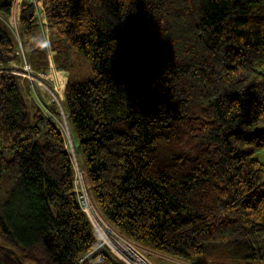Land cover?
<instances>
[{
	"label": "trees",
	"instance_id": "obj_1",
	"mask_svg": "<svg viewBox=\"0 0 264 264\" xmlns=\"http://www.w3.org/2000/svg\"><path fill=\"white\" fill-rule=\"evenodd\" d=\"M17 1L0 0L15 24ZM42 3L56 66L72 49L90 69L62 91L104 219L190 264H264V0ZM19 28L43 71L27 0ZM15 52L0 22V63ZM75 179L59 127L0 71V264H127L100 245Z\"/></svg>",
	"mask_w": 264,
	"mask_h": 264
},
{
	"label": "rangeland",
	"instance_id": "obj_2",
	"mask_svg": "<svg viewBox=\"0 0 264 264\" xmlns=\"http://www.w3.org/2000/svg\"><path fill=\"white\" fill-rule=\"evenodd\" d=\"M23 1L24 0L17 1L18 10L16 12V18H17L16 24L11 19L12 10H11V14L7 17L0 15V22L5 26V28L11 34V37L14 39L16 43L15 56L9 58L7 61L4 62V64L0 63V71L14 72L13 74H16L18 76V81L21 86V91L23 93L26 102L29 104L30 108L32 109V105H35L38 108H40L45 114L47 113L48 117L59 127L60 131L62 132V135L66 143V147L73 162V169L77 181V188L79 190V194L83 196L82 207L86 211L87 215L90 217L93 226L96 228V232L101 241L100 245L107 247L115 254L114 247L111 246L114 249L113 250L108 245L109 243L106 242L101 232L97 228V225L91 216L90 213L91 209L89 207H91L93 211L97 210V212L101 215L102 219L104 220V223H106V227L110 233H112L114 236H119V238L121 237L122 240L130 243L133 247H135L143 255V258L145 259L146 262L150 264H168V263L174 264L175 262H177L174 260H178L183 263L190 264L180 259L163 255L157 251L149 250L146 247H141L139 245L129 242L125 237L121 236V234L117 232L104 219V217L100 213L98 207L94 202L88 184L85 180L83 159L80 153L78 152L74 131L69 124V120L66 111L64 109V94L62 91V85L67 81L70 74H73L76 81H80L91 77L90 69L88 67V64L72 49L69 50V56H70L69 62L71 65L70 70L62 69L56 66L55 57L58 54L59 48H64V46H63V42L59 41L57 37L51 35L50 30L47 27V23H45V19H46L45 12L44 14H41L39 16V19L37 18V23L39 24L41 37L46 50L47 66L43 71H37L34 68L32 62V56L28 52L27 47L25 46L21 38L20 28H19L20 6ZM27 1L32 2V0H27ZM33 1L38 2L37 7L41 5L42 7L39 8H42V10L44 11L42 0H33ZM33 5L35 6V4ZM12 9H13V4H12ZM19 38L21 41V45L18 40ZM54 43L58 45L56 46ZM60 58L61 59L63 58L62 54L60 55ZM25 60L30 64V67L32 69V78H28V76L26 75L27 73L24 72L23 66ZM51 104H53L54 108L51 107ZM74 151L78 155V161H79L78 163L75 159ZM254 157L264 164V150L255 153Z\"/></svg>",
	"mask_w": 264,
	"mask_h": 264
},
{
	"label": "built area",
	"instance_id": "obj_3",
	"mask_svg": "<svg viewBox=\"0 0 264 264\" xmlns=\"http://www.w3.org/2000/svg\"><path fill=\"white\" fill-rule=\"evenodd\" d=\"M32 3L33 4H35V12H36V16H37V18L39 19V16L41 15V14H44V11L42 10V8H39V7H42L41 5L40 6H38L37 7V4H38V2H35V1H33L32 0ZM40 4V3H39ZM45 23H46V19H45ZM19 40V43H20V45H21V41H20V38L18 39ZM46 42V41H45ZM47 45V44H46ZM48 46V45H47ZM23 69H24V72L25 73H27L26 75L28 76V78H32V69H31V67H30V64L25 60L24 61V66H23ZM7 72H11V71H7ZM11 73H14V72H11ZM58 103H59V101H58ZM46 115L48 116V114L46 113ZM75 184H76V189H77V192H78V199H79V203H80V205L82 206V199H83V196H81L80 194H79V190H78V188H77V181H76V179H75ZM83 208V207H82ZM84 210V209H83ZM85 211V210H84ZM86 212V211H85ZM90 218V217H89ZM91 220V219H90ZM92 222V221H91ZM95 228V227H94ZM95 231H96V228H95ZM128 240V239H127ZM129 242H131L130 240H128ZM131 243H133V244H135L134 242H131ZM101 244V243H100ZM108 244V243H107ZM129 244V248L132 250V252L134 253L130 258L129 257H127L126 255H123V254H121V253H119V252H117V251H115L112 247H111V245L110 244H108L113 250H114V252H115V254H116V256L117 257H119L120 259H122L124 262H126L127 264H139V263H137V261H139V260H141L142 261V263H140V264H150V263H148V262H146L145 261V259L143 258V255L135 248V247H133L130 243H128ZM137 245V244H136ZM174 261H177V262H175L174 264H186V263H183V262H181V261H178V260H174ZM183 261V260H182ZM180 262V263H179ZM168 264H171V263H168Z\"/></svg>",
	"mask_w": 264,
	"mask_h": 264
},
{
	"label": "bare ground",
	"instance_id": "obj_4",
	"mask_svg": "<svg viewBox=\"0 0 264 264\" xmlns=\"http://www.w3.org/2000/svg\"><path fill=\"white\" fill-rule=\"evenodd\" d=\"M74 155H75V159H76V161L78 163L79 162L78 161V155H77V153L75 151H74ZM89 208L91 209V211H90L91 216H92L94 222L96 223L97 228L99 229V231L101 232L102 236L106 240V242H108L112 247H114V249L117 250L119 253H121L123 255H126L127 257L130 258L134 253L129 248L128 242L122 240L121 237L119 238V236H114L112 233H110L108 231L107 227H106V223H104V220L102 219L101 215L97 212V210L93 211V209L91 207H89ZM139 262L142 263L141 260L137 261V263H139Z\"/></svg>",
	"mask_w": 264,
	"mask_h": 264
},
{
	"label": "water",
	"instance_id": "obj_5",
	"mask_svg": "<svg viewBox=\"0 0 264 264\" xmlns=\"http://www.w3.org/2000/svg\"><path fill=\"white\" fill-rule=\"evenodd\" d=\"M254 131H255L256 133H264V128H263V127H255V128H254Z\"/></svg>",
	"mask_w": 264,
	"mask_h": 264
}]
</instances>
